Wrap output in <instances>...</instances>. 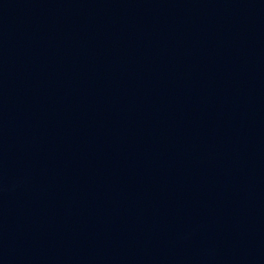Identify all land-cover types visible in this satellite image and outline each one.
Wrapping results in <instances>:
<instances>
[{
    "label": "water",
    "instance_id": "1",
    "mask_svg": "<svg viewBox=\"0 0 264 264\" xmlns=\"http://www.w3.org/2000/svg\"><path fill=\"white\" fill-rule=\"evenodd\" d=\"M0 264H264V0H0Z\"/></svg>",
    "mask_w": 264,
    "mask_h": 264
}]
</instances>
